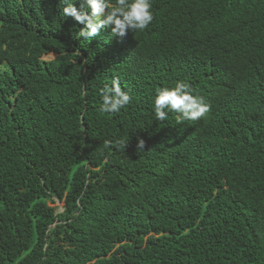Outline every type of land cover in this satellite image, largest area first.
Here are the masks:
<instances>
[{"label": "trees", "instance_id": "trees-1", "mask_svg": "<svg viewBox=\"0 0 264 264\" xmlns=\"http://www.w3.org/2000/svg\"><path fill=\"white\" fill-rule=\"evenodd\" d=\"M152 4L87 41L60 0H0V264H264V0ZM114 80L132 100L102 113ZM177 80L205 117L156 120Z\"/></svg>", "mask_w": 264, "mask_h": 264}, {"label": "clouds", "instance_id": "clouds-1", "mask_svg": "<svg viewBox=\"0 0 264 264\" xmlns=\"http://www.w3.org/2000/svg\"><path fill=\"white\" fill-rule=\"evenodd\" d=\"M60 5L65 17L83 25L77 36L87 41H91L102 29H110L111 34L120 40L129 33L144 31L154 20L152 0H82L79 8L76 0H60ZM4 51L5 55L9 53L5 39L0 34V55ZM46 55L48 54L41 56L42 61V57ZM159 58V64L169 66V60L176 58H184L187 65L196 63L192 56L183 51H171ZM19 69H12L7 60L0 59V75L4 79L16 74ZM99 95V110L107 114L119 113L132 100L130 93L122 89L118 80L100 89ZM152 104L156 120L165 121L169 113H175L177 123L197 121L211 110L206 99L196 94L192 85L183 80L175 81L173 86L157 88ZM127 144L123 142L124 147ZM144 145L145 141L138 139L136 149L144 150Z\"/></svg>", "mask_w": 264, "mask_h": 264}, {"label": "rangeland", "instance_id": "rangeland-1", "mask_svg": "<svg viewBox=\"0 0 264 264\" xmlns=\"http://www.w3.org/2000/svg\"><path fill=\"white\" fill-rule=\"evenodd\" d=\"M55 57V55H53V54H48V55H46V56H44V57H42V59L44 60V61H48V60H51V59H53ZM52 206H56L58 209V212H61L62 211V204L61 203H55L54 205H52Z\"/></svg>", "mask_w": 264, "mask_h": 264}, {"label": "bare ground", "instance_id": "bare-ground-1", "mask_svg": "<svg viewBox=\"0 0 264 264\" xmlns=\"http://www.w3.org/2000/svg\"><path fill=\"white\" fill-rule=\"evenodd\" d=\"M192 58H194V57L192 56Z\"/></svg>", "mask_w": 264, "mask_h": 264}]
</instances>
